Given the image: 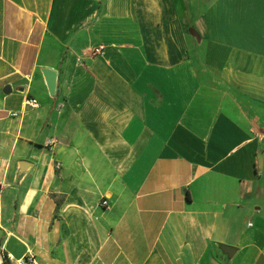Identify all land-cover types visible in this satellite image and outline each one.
Listing matches in <instances>:
<instances>
[{"label":"crops","instance_id":"obj_1","mask_svg":"<svg viewBox=\"0 0 264 264\" xmlns=\"http://www.w3.org/2000/svg\"><path fill=\"white\" fill-rule=\"evenodd\" d=\"M28 253L264 264V0H0V264Z\"/></svg>","mask_w":264,"mask_h":264},{"label":"built area","instance_id":"obj_2","mask_svg":"<svg viewBox=\"0 0 264 264\" xmlns=\"http://www.w3.org/2000/svg\"><path fill=\"white\" fill-rule=\"evenodd\" d=\"M102 50H103V47L99 46V47L93 49L92 54L93 55H99L102 53ZM24 106L28 107L29 109H36L38 107V101L35 98H26L24 101ZM11 115L15 116V114H11ZM51 143L54 144V141H52ZM99 206L103 210H108L109 204H108L107 199H105V198L101 199L99 202ZM4 258L6 261H9V262H13V260H14L13 257L9 254H6ZM14 263L15 264H38V261H37L36 256L34 254L28 253L24 257L15 260Z\"/></svg>","mask_w":264,"mask_h":264},{"label":"water","instance_id":"obj_3","mask_svg":"<svg viewBox=\"0 0 264 264\" xmlns=\"http://www.w3.org/2000/svg\"><path fill=\"white\" fill-rule=\"evenodd\" d=\"M44 79H45V83H46V87L48 90V93L50 96L54 95L55 92V87H56V78H57V74L54 70L48 69V68H44L41 70ZM11 89L9 86H6L3 89V93L8 95L10 94Z\"/></svg>","mask_w":264,"mask_h":264}]
</instances>
